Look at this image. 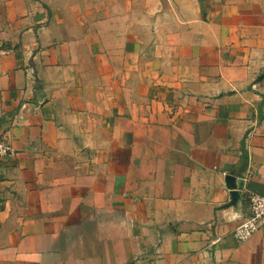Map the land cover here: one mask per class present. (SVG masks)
Returning <instances> with one entry per match:
<instances>
[{"label":"crops","instance_id":"0c3cea01","mask_svg":"<svg viewBox=\"0 0 264 264\" xmlns=\"http://www.w3.org/2000/svg\"><path fill=\"white\" fill-rule=\"evenodd\" d=\"M0 139V264H264V0H0Z\"/></svg>","mask_w":264,"mask_h":264},{"label":"built area","instance_id":"2783aa9c","mask_svg":"<svg viewBox=\"0 0 264 264\" xmlns=\"http://www.w3.org/2000/svg\"><path fill=\"white\" fill-rule=\"evenodd\" d=\"M14 150L0 139V158L13 155ZM250 216L243 219L233 231V237L239 243L249 240L264 224V196L252 195L248 199Z\"/></svg>","mask_w":264,"mask_h":264},{"label":"water","instance_id":"95a60500","mask_svg":"<svg viewBox=\"0 0 264 264\" xmlns=\"http://www.w3.org/2000/svg\"><path fill=\"white\" fill-rule=\"evenodd\" d=\"M228 188L232 191L230 193V203L228 204V206H232L235 204L236 200H237V192L234 191L236 190V185L234 184L233 178L227 176L225 179Z\"/></svg>","mask_w":264,"mask_h":264},{"label":"trees","instance_id":"16d2710c","mask_svg":"<svg viewBox=\"0 0 264 264\" xmlns=\"http://www.w3.org/2000/svg\"><path fill=\"white\" fill-rule=\"evenodd\" d=\"M2 121V120H1Z\"/></svg>","mask_w":264,"mask_h":264}]
</instances>
